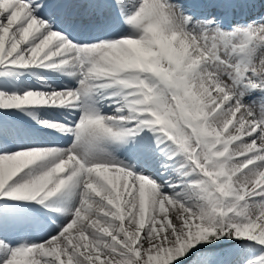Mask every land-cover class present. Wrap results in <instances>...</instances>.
<instances>
[{
  "label": "snow or ice",
  "instance_id": "obj_1",
  "mask_svg": "<svg viewBox=\"0 0 264 264\" xmlns=\"http://www.w3.org/2000/svg\"><path fill=\"white\" fill-rule=\"evenodd\" d=\"M0 264H264V0H0Z\"/></svg>",
  "mask_w": 264,
  "mask_h": 264
}]
</instances>
